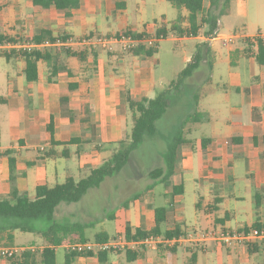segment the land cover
I'll return each mask as SVG.
<instances>
[{"label":"crops","instance_id":"obj_1","mask_svg":"<svg viewBox=\"0 0 264 264\" xmlns=\"http://www.w3.org/2000/svg\"><path fill=\"white\" fill-rule=\"evenodd\" d=\"M118 4L122 6L121 10H125V3L122 0H82L80 8L73 11L70 18L66 19L62 12L35 7L30 0H0V35L13 39L14 43H27L42 29L51 31L54 37L99 34L97 20L101 8L105 6L107 10L115 13L119 10L116 7ZM180 9L184 10L185 14L178 16L173 22H178L182 28H187L189 13L183 8ZM211 9L213 8L210 0H203L200 17H205ZM226 13H229V9L224 14ZM173 22L161 18L157 26L146 25L140 29L134 26L121 32L149 35L154 34L156 28L161 27L162 24L169 29ZM89 25L95 26V29L86 31ZM221 28L222 22L219 17L217 30L220 33ZM206 29V25L201 24L198 28V36L195 38L176 40L171 35H179L170 33L167 39L174 42L196 41L194 50L186 57L182 69L195 53L202 54L201 65L188 80L196 77L199 79L200 85L195 88V90H201L197 110L206 113L208 118L206 122L211 124L214 120L211 114L201 106L202 101L215 88L224 90L227 96L235 93L241 97L242 110H232L233 120L227 123L215 121L216 124H212V136L200 139L199 153L202 161L205 162L204 179L207 181L205 192L208 195L210 192L213 193L207 196L209 203L207 212H210L212 209H217L216 205L224 202L225 197L228 199L229 196H235L233 193L226 196L221 187L232 182L233 163L236 159H244L247 177L255 182L264 181V164L261 157L264 151V65H259L255 60L253 42L250 44L252 50L248 56L245 55V43H240L242 47L239 45L240 47L230 52L236 41L229 47H224L217 40L207 41L202 39L203 36H208ZM117 33L120 32L106 33V35L112 36ZM253 36L245 37L249 39ZM220 45L226 51L231 69L227 73L225 82L214 86V64L219 55L218 46ZM11 53L10 50L0 52V59H3L7 65L15 67L14 73L6 72L3 81H0V120L4 121L3 125L0 124V200L11 199L12 193L15 192L26 194L29 199H34L38 186L52 187L64 183L68 177L73 179L71 168L73 162L76 163L78 173L89 172L91 168L109 158L107 155L111 150L108 149L107 144L121 141L127 119L131 118L133 121L134 114L129 109L128 99L154 98L152 94L155 90V82L146 61L148 57L143 55L86 50L72 52L75 53L74 56L64 58L67 71L59 72L53 81L48 80L50 72L48 65L40 62L37 66V81L26 83L24 61L17 57L8 61L4 57L5 54ZM250 56L254 60L253 65L247 64V57ZM240 59L245 60L248 84L244 81L245 77L235 69ZM160 84L163 83L160 82ZM70 85L74 86L71 90ZM61 98L68 99L65 107L70 110L69 113L62 112ZM190 100L192 101V94ZM169 109L170 106L163 117L167 115ZM50 122L54 130L53 142L48 130ZM234 137L241 138L242 144L232 145ZM73 139L78 141L70 143ZM204 139L209 140L205 146L202 145ZM163 142H165L164 139ZM165 145H167L166 142ZM101 151L105 154L104 156L99 153ZM193 155L194 146L192 140L187 137L181 150V159L177 163V171L167 183H162L163 195L167 196V203L169 200H172V203L166 213L165 221L160 224L161 233L176 228L180 232L186 228H201L197 218L193 221L194 223L188 224L183 209L178 206V201L184 192L171 196L173 186L183 185L185 191L183 176L192 171ZM10 160L13 164L12 170ZM59 163L60 165L62 163L61 170ZM255 168H258L257 179L252 171ZM59 179L62 180L61 183L57 182ZM105 183L103 182V185ZM150 190L145 191L149 196H146L144 192V196L129 201L126 205L125 202L137 192L127 196L124 202H118L117 214L123 219L124 228L128 224L132 231H149L155 226L154 210L164 207L154 205L156 196L152 195ZM114 191H117V188ZM261 193L256 190L254 194L256 211L246 217L248 221L240 220L237 211L231 209L223 211L222 215L213 219L207 218L209 226L238 229L264 225V208H262L264 200ZM256 196H258L257 200ZM235 199L239 200L241 197H235ZM198 204L199 202L196 204L199 208ZM59 208L58 206L57 210ZM124 228L121 233L124 232ZM37 236L38 240H20L25 244L14 245L16 237L21 239L20 236H16V231L0 233V250L18 246H50L40 235L37 234ZM59 248L62 247L54 250L55 259ZM63 251L64 264H124L121 253H107L99 259L95 256H75L64 249ZM147 253L152 255L146 256ZM37 254L34 264H42L39 260L41 252ZM135 254H138L137 258L134 261H128L124 253L125 261L131 262L129 264H138L139 259H142L144 264H179L180 258L185 254L187 258L183 260V264H264V245L260 243L253 244L248 249L210 245L205 252H196L159 247L155 251H141ZM0 264L15 263L6 258H0Z\"/></svg>","mask_w":264,"mask_h":264},{"label":"rangeland","instance_id":"obj_2","mask_svg":"<svg viewBox=\"0 0 264 264\" xmlns=\"http://www.w3.org/2000/svg\"><path fill=\"white\" fill-rule=\"evenodd\" d=\"M122 1L125 3V10H121L123 8H120L117 12L113 13L110 10H107L105 6L101 8L97 20V32L99 34L106 35V33L121 32L134 26L139 29L146 25L157 26L160 24L161 18H166L170 22H173L178 16L185 14L184 10L172 7L166 0ZM223 1L224 0H220L219 8L213 10L215 14L219 13L218 11L221 9ZM228 9L229 13L224 14ZM224 11L223 15L220 16V21L222 22L221 33H234L239 35V37L235 39L236 43L232 46L230 52L241 44L246 43V46L250 45L252 42L254 44V41H252L251 38L244 39V41L241 36L264 33V0H230V3ZM65 18L69 19L70 17ZM92 29H95V26L89 25L86 27V31ZM238 40H241V42H238ZM195 44L196 41L174 42L167 38L166 40L164 39L159 42L156 53L146 59L155 82V90L153 91L152 97H155L158 92L163 90L176 78L177 73L184 66L186 57H188L189 53L194 50ZM218 52L219 55L214 64L213 72L214 86H219V84L221 85V83H224L227 73L231 69L226 51L221 45L218 46ZM247 59V64L253 65V58L250 56L247 57ZM206 62L207 58L205 59V63ZM235 67V69L245 77L244 81L248 84L249 78L248 71L245 68V60L240 59ZM6 72H9L10 74L14 73L15 67L7 65L3 59H0L1 82L4 79ZM203 76L204 74L201 76L202 79ZM160 82L163 84H160ZM198 82L199 79L197 77L193 80H187L184 84L185 86L183 85L185 88L182 87L181 93L178 96L171 98L169 112L156 123V134L152 137L144 138L142 145L131 154L127 165L119 174L106 178L104 181L106 183L104 185L103 183L101 184L100 190H89L78 203L60 204V208L57 210L56 214L57 219L61 220L64 218L82 224L85 223L82 233L88 241H93L94 235L99 232H105L110 236H115L119 232L121 233L124 228V222L121 216L117 214V207L119 206L118 202H124V199L127 200V196L133 193H141L146 185L151 184L148 173L150 170L162 165L161 154L165 151V142L167 144L169 137L174 133L177 125L184 119V117L197 108L196 106H193L192 101L190 100V95L194 93L195 88L200 85ZM226 96L224 90L215 88L214 91L202 101L201 106L205 111H208L211 114L214 124H216L217 121L227 123L228 121L233 120L234 114L231 113L232 110H242L241 97L239 95H235V93L228 94V99ZM213 123L210 124L204 121L200 124L192 125L191 127V133L187 137L192 140L194 146L192 171L185 173L183 176L185 191L178 201V206L183 209L182 211L187 223H194L193 221H196L197 218L201 227L200 229L202 230L212 228L209 226V221L206 220L207 218L211 217L213 219L214 217L222 215L223 211L231 209L237 211L240 220L248 221L246 217L252 215L253 212L256 211L254 198L256 190L262 192L261 195L264 200V181L255 182L252 178L247 177L244 159H236L233 163L232 182L221 187V190H223V193H225L226 196H229L232 193L235 196H229L228 199L225 197L223 200L224 202H220L216 205L217 209H212L210 212H207L209 211V206H207L209 205L207 196H210L213 193L210 192V195H208L205 192V187L207 186V181L204 179L205 162H203L200 157L199 147L200 139L202 137L212 136ZM0 124L3 125L4 121L0 120ZM132 126L133 121L131 118L127 119V126L124 128L123 138L129 139ZM163 139L165 142H163ZM107 147L111 150L110 154H106L107 157H110L120 148L118 143L107 144ZM99 153H102V151ZM101 155L104 156L105 154L102 153ZM207 162L210 161L207 160ZM75 164L76 163L73 162L71 168L74 181H78L80 178L87 176L88 172L84 171L78 173ZM61 165L59 163L60 170ZM252 171L254 177L257 179L256 174L258 168H255ZM61 181L62 180L60 179L57 180L59 183H61ZM116 188L117 191H114ZM163 191L164 188L162 184L156 185L150 190L151 194L156 196L154 199V205L156 207H165V205H167L168 198L163 195ZM142 196L144 195L142 194ZM146 196L149 195L147 194ZM235 197H241V199L236 200ZM197 202H199V208L196 205ZM262 208H264V205ZM86 213L92 216H88ZM110 215H113L114 218H109ZM16 236H20L21 239H16V237L14 239V245L25 244V242H21L20 240L27 241L29 239H39L36 233H23L16 231ZM5 249L10 248L1 249L0 253ZM63 252V248L58 249L55 259L56 264H64ZM151 255L152 253H147L146 256ZM0 258L4 259L5 257L0 255ZM186 258L187 255H182L179 264H183V260ZM121 260L124 264L131 263L125 261L124 253H121ZM139 260L138 264H144L142 259Z\"/></svg>","mask_w":264,"mask_h":264},{"label":"trees","instance_id":"obj_3","mask_svg":"<svg viewBox=\"0 0 264 264\" xmlns=\"http://www.w3.org/2000/svg\"><path fill=\"white\" fill-rule=\"evenodd\" d=\"M170 4L178 9L183 8L188 11V27L182 28L180 23L173 22L171 26L166 28L164 24L161 27L156 28L155 34L162 36L163 40L166 39L170 33H176L177 35L188 34L197 35L198 28L201 24H205L206 34H212L218 28V19L225 12L230 0H224L221 9L218 14H215L212 10L219 8L220 0H210L211 9L205 17H200L203 10V0H168ZM31 4L35 7L42 9H55L58 12H62L65 17H70L73 11L80 8L82 0H30ZM226 3V5H225ZM117 9L122 6L116 5ZM201 18V19H200ZM117 36L122 35H134L141 36L145 33H131L120 32L115 34ZM66 36L54 37L51 31L42 29L34 36L32 42L41 44L44 42L54 43L57 39L64 40ZM246 40V39H245ZM13 42L7 36L0 35V43ZM15 42V41H14ZM254 57L259 65H264V42L262 40H256ZM158 44L153 48L145 47L140 44L134 50L129 53L136 55H143L145 57H151L155 54ZM251 45L245 43V55L251 52ZM11 54H5L6 60L10 61L14 58H20L25 63L24 78L26 83L36 82L38 79V63L42 62L49 67V81H53L56 75L61 71H67V65L64 63V58L74 56L75 53L63 51L57 48L44 49L42 51L38 49L30 50H10ZM63 52V53H62ZM202 62V54L197 52L193 55L186 66L178 73L176 78L172 80L163 90L157 93V95L148 99L145 97L135 99H128L129 109L133 111V126L129 139H122L118 142L120 148L115 151L109 158L103 160L98 166L91 168L88 175L80 178L78 181H74L68 177L62 184H57L52 187L38 186L35 190L34 199H29L26 194L12 193L11 199L0 200V233L19 231L23 233H36L40 235L43 240L50 245L45 248L39 255V260L42 264H55V254L52 247H64L67 244L75 241H87L83 236L82 230L84 224L70 219H57L56 211L60 204H72L78 203L91 189H98L106 178L113 177L119 174L122 169L127 165L131 154L136 151L143 143L145 137H152L156 134V123L166 113L170 106L171 98L178 96L184 83L192 77ZM70 90L74 86L70 85ZM200 89H196L192 93V104L197 107L199 101ZM67 98H61V110L64 113H69V109L65 107ZM207 115L204 112L194 109L187 114L184 119L177 125L174 133L169 137L166 145V150L161 154L162 165L149 171L148 177L151 180V184L148 185L141 193H136L129 198L125 205L132 200L138 199L142 194L152 189L157 184L167 183L171 177L177 171V163L181 159V150L186 143L187 135L191 133L192 125L200 124L207 121ZM190 125V126H188ZM51 141L53 142L54 130L51 122L48 125ZM78 139L70 140V143L77 142ZM208 139L202 141V145L205 146ZM243 140L238 137L232 138V145L242 144ZM264 142V137H263ZM264 164V151L261 154ZM10 169H13L12 161L10 160ZM184 192L183 185H177L172 187L171 196L180 195ZM258 196H256L257 200ZM172 200L168 201L167 207L156 208L154 210L155 226L149 231L134 230L132 231L128 224L125 225V236L129 239H137L145 237L147 235H162L165 237H172L180 233L179 229H173L170 231H164L161 233L160 224L165 221L166 213L170 207ZM110 215L109 218H112ZM68 220V221H64ZM260 226V225H255ZM264 226V225H262ZM114 237V236H112ZM108 237L105 233L100 232L94 236V241L107 240ZM199 252V251H196ZM75 256H81L71 254ZM105 254L99 255V259ZM38 254L27 252L18 257L6 258L9 261H14L15 264H34ZM138 254L126 253L128 261H134Z\"/></svg>","mask_w":264,"mask_h":264},{"label":"built area","instance_id":"obj_4","mask_svg":"<svg viewBox=\"0 0 264 264\" xmlns=\"http://www.w3.org/2000/svg\"><path fill=\"white\" fill-rule=\"evenodd\" d=\"M197 35L183 34L179 36L171 35L178 39L195 38ZM201 37L203 35H200ZM239 35L234 33L222 34L218 30L208 36H203L202 39L207 41L217 40L224 47L231 46ZM242 39H247L241 36ZM254 44L256 40L264 42V33L254 35L252 38ZM162 36L154 34L149 35H99L87 34L81 37L67 36L64 40L57 39L54 43L44 42L36 44L30 40L27 43L3 42L0 43V52H8L9 50H30L38 49L40 51L47 48H57L68 52H80L86 50L88 52L104 51L108 53H128L140 44L145 47L153 48L160 41ZM260 243L264 245V226H250L238 229L230 228H210L205 230H197L194 228H186L183 232L172 236L165 237L162 235H147L137 239H129L125 234L120 233L107 240L100 241H75L62 247L69 254H76L87 257H98L101 254L107 253H139L141 251H155L159 247L167 249H182L189 251L205 252L210 245H217L224 248L240 247L248 249L253 244ZM47 247L39 246H19L3 250L0 255L5 258H13L21 256L27 252L36 253L43 252ZM58 247H52L55 250Z\"/></svg>","mask_w":264,"mask_h":264}]
</instances>
